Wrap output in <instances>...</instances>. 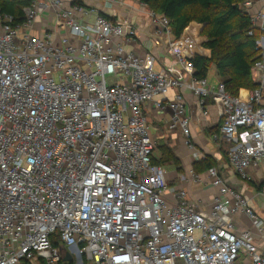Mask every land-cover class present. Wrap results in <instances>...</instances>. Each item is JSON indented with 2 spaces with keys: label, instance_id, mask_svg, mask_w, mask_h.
Returning <instances> with one entry per match:
<instances>
[{
  "label": "built area",
  "instance_id": "built-area-1",
  "mask_svg": "<svg viewBox=\"0 0 264 264\" xmlns=\"http://www.w3.org/2000/svg\"><path fill=\"white\" fill-rule=\"evenodd\" d=\"M92 1L143 14L187 79L129 50L139 26L85 5ZM254 2L258 86L247 100L195 77L170 20L139 0H31L22 24L0 8V264H264V218L249 199L213 166L218 196L199 210L153 163L145 115L150 103L170 111L169 129L189 138L186 88L203 114L208 100L220 106L213 138L231 143L235 174L251 181L250 169L264 172V0L244 6ZM61 27L69 35H57ZM236 215L256 234L238 232Z\"/></svg>",
  "mask_w": 264,
  "mask_h": 264
},
{
  "label": "crops",
  "instance_id": "crops-1",
  "mask_svg": "<svg viewBox=\"0 0 264 264\" xmlns=\"http://www.w3.org/2000/svg\"><path fill=\"white\" fill-rule=\"evenodd\" d=\"M85 5H95L99 12L106 16L112 17L117 21L129 20L139 26L140 35L138 41L135 44L128 45L127 48L134 51L139 56H143L148 52L155 54L158 56L157 66L159 69L165 67L178 77V79L183 81L187 79L186 73L177 63L173 53L167 49L166 44L152 35V29L148 24L147 18L143 14L130 9L113 6L105 1H92ZM261 7V4L254 2L252 6L245 7V10L252 18L261 10ZM88 18L93 20L95 15H90ZM45 23L39 18L36 29L42 32L45 29ZM56 32H59L57 35H69V31H65L62 27L60 30L56 29ZM191 39L192 42H188L185 39L181 43L177 42L183 47L184 51L190 58H193L195 55L209 58L210 52L202 49L199 45L201 40H195V37L193 39V36ZM210 70L212 71L211 83L209 81L210 85L216 87L218 84H222L223 80L218 75L215 65L209 67L207 79ZM254 76V82L257 83L258 73ZM250 91L251 89H241L237 95L243 100H247ZM181 92L185 95L187 100L191 130V136L189 138H187L180 129H169V122L171 119L170 111H161L157 109L153 103L146 106L145 115L152 128V136L155 144L152 156L153 163L161 168H167L169 172H165L166 178L171 187L174 189L186 190L190 201L195 203L197 208L201 211H209L214 199L218 196L219 190L212 186L207 175L208 167H217L221 177L227 182V184L237 189L249 199L253 208L264 218V199L262 197V191L264 190L263 170L250 169L249 174L252 178L251 181H244L235 174L227 161V153L229 147H231V143L224 138H220L216 141L213 138L215 134L219 133L222 125L220 106L214 104L213 101L208 100V114L205 115L199 105V99L194 94L186 88H183ZM172 95H174L173 92L171 93V96ZM188 141L191 142L190 145L187 143ZM162 148H165V151L171 152L173 154L172 157L180 161L179 166L174 168L172 161H170V163L167 162V165L161 163L163 159L166 161L167 157L163 156L161 151ZM195 154H199L200 157H195ZM192 174L199 176L201 182H193ZM233 222L234 227L238 232L245 230L251 231L255 234L257 232L252 223L242 215L234 216ZM260 245L264 250V244L260 243Z\"/></svg>",
  "mask_w": 264,
  "mask_h": 264
},
{
  "label": "trees",
  "instance_id": "trees-1",
  "mask_svg": "<svg viewBox=\"0 0 264 264\" xmlns=\"http://www.w3.org/2000/svg\"><path fill=\"white\" fill-rule=\"evenodd\" d=\"M139 1L170 20L172 33L178 42L184 39L192 42L193 36V39L201 40L199 45L202 49L210 52L209 58L200 55L192 58L195 77L207 78L209 67L215 65L230 95L238 96L241 89L257 88L254 64L259 59L255 47L260 31L252 25V18L245 10L244 4L248 0ZM29 6L31 0H0L2 12L12 15L15 24L23 23L24 9ZM161 151L164 157L173 155L165 148ZM171 160L177 162L174 157Z\"/></svg>",
  "mask_w": 264,
  "mask_h": 264
},
{
  "label": "rangeland",
  "instance_id": "rangeland-1",
  "mask_svg": "<svg viewBox=\"0 0 264 264\" xmlns=\"http://www.w3.org/2000/svg\"><path fill=\"white\" fill-rule=\"evenodd\" d=\"M88 19V18H87ZM41 20H42V22L43 23H45L47 20H48V14H43L42 16H41ZM51 27H54L55 26V22L53 21L51 24ZM213 65H211V67H212ZM156 69H159L158 68V66H156ZM211 70H210V74H209V77H208V81H210L211 80ZM210 83H211V81H210ZM155 146V145H154ZM176 159V158H175ZM164 160V159H163ZM177 160V162L175 161V160H171V158H169V157H166V161H163L162 163H164L163 165H167V162L168 163H170V161H172L173 162V164H174V168L175 167H177V166H179V164H180V161L178 160V159H176ZM163 169L165 170V172L167 171V172H169V170L167 169V168H165V167H163ZM174 170V169H173ZM166 172V173H167ZM90 264H94V262H90Z\"/></svg>",
  "mask_w": 264,
  "mask_h": 264
},
{
  "label": "water",
  "instance_id": "water-1",
  "mask_svg": "<svg viewBox=\"0 0 264 264\" xmlns=\"http://www.w3.org/2000/svg\"><path fill=\"white\" fill-rule=\"evenodd\" d=\"M65 260H66V261H70V256H69V254H67Z\"/></svg>",
  "mask_w": 264,
  "mask_h": 264
}]
</instances>
